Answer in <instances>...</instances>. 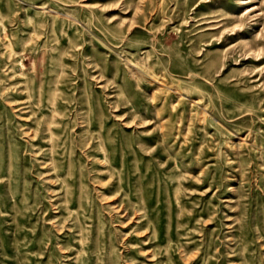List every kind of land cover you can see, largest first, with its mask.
Wrapping results in <instances>:
<instances>
[{"label":"rangeland","instance_id":"obj_1","mask_svg":"<svg viewBox=\"0 0 264 264\" xmlns=\"http://www.w3.org/2000/svg\"><path fill=\"white\" fill-rule=\"evenodd\" d=\"M0 264H264V0H0Z\"/></svg>","mask_w":264,"mask_h":264}]
</instances>
